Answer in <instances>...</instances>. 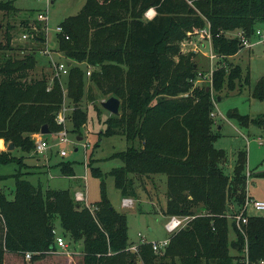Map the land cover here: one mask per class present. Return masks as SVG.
Listing matches in <instances>:
<instances>
[{
    "label": "trees",
    "instance_id": "16d2710c",
    "mask_svg": "<svg viewBox=\"0 0 264 264\" xmlns=\"http://www.w3.org/2000/svg\"><path fill=\"white\" fill-rule=\"evenodd\" d=\"M150 7L155 14L144 19ZM0 10H15L12 0H0ZM21 22L35 45L17 57L5 51L11 48L7 32L6 43H0V138L30 151L31 132L43 124L49 131L60 127L55 115L63 91L58 77L30 74L35 53L46 42L45 29L37 20L32 27L28 19ZM261 23L264 0H85L77 13L64 17L55 36L57 50L70 61L66 95L73 105V128L85 120L78 104L89 68L92 85L87 97L93 100L94 86L120 101L118 113L103 120L98 138L121 134L127 142L125 149L113 154L121 165L107 171L121 196L135 195L134 178L164 175V213L192 217L170 234L162 254L155 253L149 242L139 243L133 252L127 249L126 214L111 206L103 172L92 163L88 164L92 174L101 177L93 212L68 189H42L21 172L12 173L13 198L0 191V264L6 252H30L36 259L55 250L54 219L70 239H82L79 264H244V248L248 264L264 260V214L250 213L241 229L226 215L229 201L237 211L245 199L246 154L238 150L231 173L224 172L226 156L214 144L219 131L213 129L211 115L218 92L247 83L248 74L242 76L238 63L224 62L212 69L207 83L197 84L193 54L179 51L187 31L208 24L212 50L225 61L243 48L238 36L226 32L241 30L254 39ZM251 94L264 99V75ZM227 116L242 125L264 126V114L249 117L232 109ZM8 162L16 161L8 151H0V163ZM59 165L62 175L74 174L72 161ZM248 175L264 176V169Z\"/></svg>",
    "mask_w": 264,
    "mask_h": 264
},
{
    "label": "rangeland",
    "instance_id": "374dc122",
    "mask_svg": "<svg viewBox=\"0 0 264 264\" xmlns=\"http://www.w3.org/2000/svg\"><path fill=\"white\" fill-rule=\"evenodd\" d=\"M84 1L12 0L15 10H0V43H6L5 34L7 32L10 35L9 45L11 48L5 51L17 57L23 56L27 53L28 48L35 44L28 35L22 36L24 33L27 34V30L23 27L21 20L28 19L27 23L30 27L34 25L35 20L40 21L42 26L44 25L46 42L39 45V49L35 53L36 65L30 74L33 77H40L44 74L50 78L52 75L50 57L54 60L65 61V58L60 56L62 53L57 50L55 27L64 17L77 13ZM38 13L46 14V20H39ZM145 13L144 19L147 18ZM206 27L207 25L204 26V28ZM257 27L264 33V23L258 24ZM236 33L237 30L226 32L229 36ZM45 49H47L48 54L44 52ZM179 51L184 54H193L198 72V78L195 80L197 84L207 83L212 69L224 62L227 66L238 63L242 68V76L248 74L247 83H237L234 90L230 91L223 88L218 92L212 111L213 129L219 131V136L214 144L225 152L224 172L227 174L232 171L237 151L244 150L246 154L245 192L249 191L252 195L264 193V176L249 177L248 175L249 171L264 169V126L253 123L242 125L236 117L227 116V111L232 109H236L239 114H245L249 117L264 114V99L253 97L251 94L258 78L264 75V41L253 42L250 46L243 47L238 53L224 61L220 60L217 55L210 56L214 51L209 34L201 33L199 28L185 33L179 41ZM71 62L75 63L74 61ZM80 66L82 69L86 68L84 63H80ZM66 79V75L60 77L63 102L59 108L61 111L65 108L66 121L60 127H54L52 131L43 135L48 140L49 145L46 151L38 153L33 148L30 151H23L19 147L7 150V142L0 138V151H8L9 155H12L16 161L0 163V175H6L4 178H0V191L4 193L7 199H12L14 178L10 175L21 172L31 183H39L42 189L47 187L68 189L71 194H74L77 189H82L86 194V201L93 204L100 197L101 177L92 174L91 168L88 166L89 163H92V166L98 167L103 172L105 193L111 206L126 214L127 236L130 243H137L140 240L138 232L147 241L168 237L170 233L165 229L164 223L172 216L181 220L176 230L185 226L188 215L165 214L163 211L166 201L164 175L155 174L152 177L134 178L135 195L132 196L133 203L131 206H123L122 196L114 185L113 177L107 174V171L112 167L121 165V160L113 154L125 149L127 142L121 134L101 135L98 138L99 131L104 127L103 120L112 114L100 105V102L105 100L107 96L92 86L93 100H90L87 97V89L92 84L88 76L85 75L83 78V95L78 104L85 113V120L80 127L73 128L71 115L73 105L71 99L66 95ZM218 126L220 127L218 128ZM63 129H66L67 141L60 142L55 134L58 130ZM39 130L31 132L30 137H37ZM61 148L66 151L63 156L59 155L57 151ZM64 160L72 161L73 175L61 174L59 164ZM227 208L226 215L231 221L230 216L236 212L237 206L229 201ZM53 222L55 235H62L67 243L65 249L56 248L36 259H32L31 256L27 257L22 253L6 252L4 264H79L82 254V239H70L67 234L63 233L59 221L54 219ZM228 237L229 239L234 237L231 228ZM229 252L231 254L236 253L234 248H230Z\"/></svg>",
    "mask_w": 264,
    "mask_h": 264
},
{
    "label": "built area",
    "instance_id": "2783aa9c",
    "mask_svg": "<svg viewBox=\"0 0 264 264\" xmlns=\"http://www.w3.org/2000/svg\"><path fill=\"white\" fill-rule=\"evenodd\" d=\"M47 15L38 13V19L39 20H46ZM56 32L61 31V27L57 24L55 27ZM201 33L209 34L208 31V24L206 28H201L200 29ZM255 35L256 37L254 38V41H251L248 37H245L242 33L241 30H237V33L233 36H238L241 40V43L243 44V47H248L250 46L253 42L256 41H264V33L261 31L260 28L255 29ZM23 37H26L27 34L24 33L22 35ZM67 37V36H66ZM210 37V34H209ZM45 53L48 54L47 49L44 50ZM216 55L214 52L210 54L211 57ZM51 60V66H52V76L58 77L60 79L61 76L66 75L68 72V64L67 61H59V60H54L52 57H50ZM212 72V71H211ZM85 74L88 76L90 74V69H86ZM211 74V73H210ZM50 88V83L47 86V89ZM60 109L57 111L55 115V122L58 125H63L66 121V114ZM213 112L211 113V115ZM44 134H41L40 132L37 134V137H31L33 139V150L42 153L46 151L49 147L48 145V140L44 138ZM55 136L59 139L60 142H65L67 141L66 137V129L63 130H58ZM59 155L63 156L66 154V151L64 148H61L57 150ZM85 192L82 189H77L74 191L73 197L76 201L81 202L83 205L86 207H89V209L93 212V209L95 208L94 204H89L86 201V196ZM133 203V199L130 196L122 197V204L123 206H131ZM250 213H262L264 214V199H257L249 196L246 192L245 199L241 207L239 208L238 211L233 212L232 215L230 216L236 223L239 229H241V225L246 223L247 217ZM192 215H188V219H190ZM180 219L176 216L170 217L165 223L164 227L165 229L171 234L173 233L179 226L180 224ZM169 234V236H170ZM138 235H140V240L137 243H130L127 247V249L137 252L138 251V244L142 242H149L151 244V247L155 253L162 254L165 247L167 246L169 242V236L165 237L163 239H158V240H151L147 241L145 237L138 232ZM55 245L57 247L65 249L67 246V243L65 242L64 238L62 235H55L54 237ZM31 253L26 252L25 256L30 257ZM244 264H248V259L246 256V248H244ZM259 264H264V260H260Z\"/></svg>",
    "mask_w": 264,
    "mask_h": 264
},
{
    "label": "water",
    "instance_id": "95a60500",
    "mask_svg": "<svg viewBox=\"0 0 264 264\" xmlns=\"http://www.w3.org/2000/svg\"><path fill=\"white\" fill-rule=\"evenodd\" d=\"M67 64L69 65L70 64V61H67ZM206 89L208 90L209 87H206ZM218 99H219V97H218ZM119 103H120V101H119L118 98H116L114 96H109L105 100H102L100 102V105L104 109L108 110L110 113L117 114L118 113V108H119ZM39 131H40L41 134L49 133V129H48L47 124H43L40 127V130ZM13 147L14 146H13V143L11 141L8 142L7 145H6V149L7 150H11V149H13Z\"/></svg>",
    "mask_w": 264,
    "mask_h": 264
},
{
    "label": "crops",
    "instance_id": "0c3cea01",
    "mask_svg": "<svg viewBox=\"0 0 264 264\" xmlns=\"http://www.w3.org/2000/svg\"><path fill=\"white\" fill-rule=\"evenodd\" d=\"M145 12H146V13H145V16L147 17L146 19H150V18L155 14V10H154L152 7L148 8ZM58 54H60V53L58 52ZM60 56H61V57H64L62 54H61ZM64 58H65V57H64ZM65 61H67L66 58H65ZM218 127H220V126H218ZM247 194H248L249 196L253 197V198L264 199V193H259V194H256V193H255V195H252L249 191H247ZM131 198H132V197H131ZM132 199H133V198H132ZM131 243H133V242H131ZM56 248H60V247H57V246H56ZM61 249H63V248H61Z\"/></svg>",
    "mask_w": 264,
    "mask_h": 264
}]
</instances>
